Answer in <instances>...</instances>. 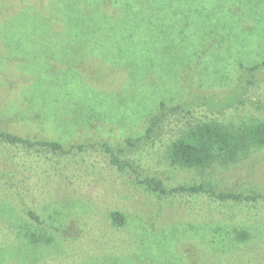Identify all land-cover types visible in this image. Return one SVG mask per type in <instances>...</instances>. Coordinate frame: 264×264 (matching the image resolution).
<instances>
[{"label":"rangeland","instance_id":"374dc122","mask_svg":"<svg viewBox=\"0 0 264 264\" xmlns=\"http://www.w3.org/2000/svg\"><path fill=\"white\" fill-rule=\"evenodd\" d=\"M135 2L140 20L123 8L114 15L125 31L116 44L105 35L117 23L93 17L82 24L83 8L94 12L87 0H0V130L68 145L121 143L144 133L160 101L189 100L190 77L193 92L218 100L240 60L264 57V1ZM88 25L85 35L94 39L83 42ZM101 75L111 86L98 88ZM92 153L70 164L68 180L39 186L45 159L0 143V264H264V198L165 195L140 181L264 195V147L205 169L173 165L164 152H136L134 169L118 170L103 152ZM114 211L122 225L113 223Z\"/></svg>","mask_w":264,"mask_h":264},{"label":"trees","instance_id":"16d2710c","mask_svg":"<svg viewBox=\"0 0 264 264\" xmlns=\"http://www.w3.org/2000/svg\"><path fill=\"white\" fill-rule=\"evenodd\" d=\"M87 1L94 12L90 13L89 7L83 8L86 11H83L85 15L82 16V24L85 25L86 19L93 17V21L96 22L117 23L112 29L111 36L105 35L116 44L121 43L120 40L125 38V31L119 26L120 18L116 19L114 16L116 12L123 8L137 16L135 18L138 20L141 19L138 12L134 13L136 9H142L135 0H97L99 4L96 0ZM254 2L250 1L251 6ZM114 3L116 6L111 7ZM243 6L246 11L254 10L247 3ZM109 8H114V11L108 10ZM75 15H77L76 12ZM127 24L138 27L129 21ZM84 29L81 33L83 42L93 40L94 36L89 33L85 35L86 29L89 30V25ZM99 61L103 63L102 60L99 59ZM107 80L101 75L98 88L99 86H111ZM193 84V77H190L189 100L175 104L160 101L156 110L149 115L144 133L136 137L129 136L121 143L111 145L106 141H101L68 145L59 140L30 138L5 130H0V143L18 152H29L31 156L40 155L45 159L47 167L41 171L38 170L36 174L39 186L46 179H50L53 184L68 180L69 167H72L70 164L81 165L82 161L87 160L89 158L87 156L91 154L96 157L92 152H103L107 163L109 162V165L118 170L134 169L130 158L134 157L136 152H164L173 165L205 169L216 164L228 165L248 157L253 148L264 147V57L260 61L248 64L240 60L236 80L228 90V95L218 100L210 94L193 92ZM251 108H254V111ZM240 109H247L248 117H241ZM43 152L45 155L41 156ZM62 157L68 159L69 162H63ZM140 181L147 184L151 190L165 195L185 192L205 194L219 201L235 202L264 198V195L259 192L252 195L218 190L203 182L168 188L161 179L154 176H145ZM48 184H50L49 181ZM28 215L39 224L43 221L34 210H29ZM111 215L114 224H123L124 216L121 212L114 211ZM245 234V231H242L239 236L244 239L247 237ZM32 237L36 239V242L39 239L34 233Z\"/></svg>","mask_w":264,"mask_h":264}]
</instances>
